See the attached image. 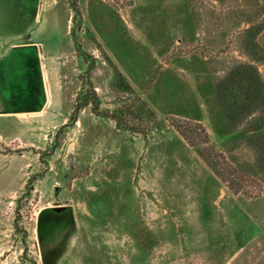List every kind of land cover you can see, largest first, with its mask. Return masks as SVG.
Masks as SVG:
<instances>
[{
  "label": "rangeland",
  "instance_id": "obj_1",
  "mask_svg": "<svg viewBox=\"0 0 264 264\" xmlns=\"http://www.w3.org/2000/svg\"><path fill=\"white\" fill-rule=\"evenodd\" d=\"M261 21L264 0H0V264H264V149L215 91L239 62L264 82Z\"/></svg>",
  "mask_w": 264,
  "mask_h": 264
},
{
  "label": "trees",
  "instance_id": "obj_2",
  "mask_svg": "<svg viewBox=\"0 0 264 264\" xmlns=\"http://www.w3.org/2000/svg\"><path fill=\"white\" fill-rule=\"evenodd\" d=\"M264 27V21L247 26L242 44L245 54L252 60H264V49L256 43L255 37ZM115 72L120 79V86H126L121 74L117 69ZM215 91L218 103L228 127L233 128L237 123H246L247 131H258L250 136L251 142L257 144L260 150L264 148V82L262 81L257 67L251 62H239L226 71L215 83ZM114 120L119 128L133 129L121 121L119 115ZM66 207L61 213H68ZM46 214L57 215L52 208H44L38 215L43 220Z\"/></svg>",
  "mask_w": 264,
  "mask_h": 264
},
{
  "label": "flooded vegetation",
  "instance_id": "obj_3",
  "mask_svg": "<svg viewBox=\"0 0 264 264\" xmlns=\"http://www.w3.org/2000/svg\"><path fill=\"white\" fill-rule=\"evenodd\" d=\"M63 211H64V209L61 210V211H55L56 213L60 214L59 216L46 214L43 217L42 222L38 218V222H37L38 229H40L41 227L42 228H44V227L46 228V227H52V226H54V228H55V227H58V226L60 227V226L64 225V223L67 222L68 215H67V212H65V214L62 215L61 213Z\"/></svg>",
  "mask_w": 264,
  "mask_h": 264
},
{
  "label": "water",
  "instance_id": "obj_4",
  "mask_svg": "<svg viewBox=\"0 0 264 264\" xmlns=\"http://www.w3.org/2000/svg\"><path fill=\"white\" fill-rule=\"evenodd\" d=\"M65 206H59V207H53L52 209L55 211H60L62 209H64Z\"/></svg>",
  "mask_w": 264,
  "mask_h": 264
}]
</instances>
